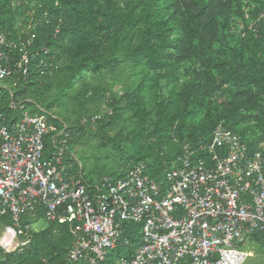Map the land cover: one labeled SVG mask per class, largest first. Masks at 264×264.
I'll return each mask as SVG.
<instances>
[{
	"label": "trees",
	"instance_id": "obj_1",
	"mask_svg": "<svg viewBox=\"0 0 264 264\" xmlns=\"http://www.w3.org/2000/svg\"><path fill=\"white\" fill-rule=\"evenodd\" d=\"M0 32L12 39L34 33L38 52L26 79L0 83V107L15 99L32 112L46 109L49 122L69 134L72 172L81 171L89 183L98 179L81 169L74 152L87 135L111 144L120 158V166L101 177H124L145 162L163 181L184 145L209 142L220 122L238 132L251 152H264V0H0ZM124 65L131 67L130 78L140 77L136 87L116 92L87 79L89 73L114 77ZM78 82L75 117L61 119L53 109L69 107L67 92ZM57 83L55 98L44 105ZM90 104L104 106L90 113ZM54 146L48 140L46 154ZM3 220L10 223L9 216ZM47 224L22 250L0 247V264H74L67 257L70 225ZM140 228L129 224V244L110 250L100 264L134 253ZM253 240L264 247V235Z\"/></svg>",
	"mask_w": 264,
	"mask_h": 264
},
{
	"label": "built area",
	"instance_id": "obj_2",
	"mask_svg": "<svg viewBox=\"0 0 264 264\" xmlns=\"http://www.w3.org/2000/svg\"><path fill=\"white\" fill-rule=\"evenodd\" d=\"M35 38L0 32V83L27 78L38 54ZM7 106L0 107L4 251L30 244L42 212L46 222L70 225L67 257L74 264H100L110 250L128 245L125 232L132 223L141 224V244L114 264H247L254 257L249 243L256 233L264 235V152H251L223 122L209 142L186 143L163 181L139 162L124 177L89 183L81 171L72 172L69 134L51 124L45 110L32 112L15 99ZM48 140L55 149L46 154ZM7 216L10 223L3 220Z\"/></svg>",
	"mask_w": 264,
	"mask_h": 264
},
{
	"label": "rangeland",
	"instance_id": "obj_3",
	"mask_svg": "<svg viewBox=\"0 0 264 264\" xmlns=\"http://www.w3.org/2000/svg\"><path fill=\"white\" fill-rule=\"evenodd\" d=\"M21 21V18L19 19ZM131 67L128 65H124L123 67L116 70L114 77H111L110 74L104 73L103 75L99 74H92L89 73L87 76V79L89 81L94 83H99L100 81L103 82L105 85H109L110 88L115 90L116 92L122 91V88L125 85L133 84V87H136L138 85V78H133V76L130 78L129 76L132 75ZM81 82H78L75 84V86L69 90L67 93V99H68V108L65 109L63 106L55 107L53 109L54 114L59 116L61 119H64L65 115H71V118L73 119L75 117V110L76 108L73 107L72 101L74 100L76 91L79 90ZM102 84V85H103ZM60 89L59 83L56 84V86L47 94L46 99L44 100V105H47L50 101H52L57 92ZM103 107L102 104H90L89 105V111L90 113L97 111V109ZM44 108V107H43ZM42 108V109H43ZM46 111V109H43ZM100 115V114H99ZM251 125L255 124V121H250ZM70 124V122H68ZM134 128L133 123L128 124V131L132 130ZM119 132V130L113 131L110 133L111 137L116 136V134ZM254 137H258L260 135V132L257 130H254L251 133ZM261 146L264 148V141L261 142ZM109 146H102L98 139L95 138L92 135H87L83 142L78 145L75 148V153L77 155V160L79 163H81V169L82 167L84 170L89 174L93 175L95 179H99L101 175H103V172H109L114 171L120 166V158L116 156L117 152L114 149V147ZM102 173L100 174L99 172ZM47 222L42 219L40 221H37V219L34 222L33 228L34 230H40L47 226ZM2 223L0 222V231H1ZM250 244V249L254 252V257L249 258V261L247 264H264V247L261 246L259 242L256 240H253Z\"/></svg>",
	"mask_w": 264,
	"mask_h": 264
}]
</instances>
